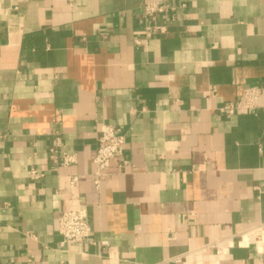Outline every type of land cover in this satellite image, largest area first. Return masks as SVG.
I'll list each match as a JSON object with an SVG mask.
<instances>
[{
  "label": "crops",
  "instance_id": "crops-1",
  "mask_svg": "<svg viewBox=\"0 0 264 264\" xmlns=\"http://www.w3.org/2000/svg\"><path fill=\"white\" fill-rule=\"evenodd\" d=\"M250 87L255 111L219 112ZM104 125L126 144L96 188ZM261 223L264 0H0V264H264L239 238Z\"/></svg>",
  "mask_w": 264,
  "mask_h": 264
},
{
  "label": "built area",
  "instance_id": "built-area-1",
  "mask_svg": "<svg viewBox=\"0 0 264 264\" xmlns=\"http://www.w3.org/2000/svg\"><path fill=\"white\" fill-rule=\"evenodd\" d=\"M174 8L159 3H147L143 6V17L150 20L155 15H164L172 12ZM149 23V22H147ZM160 30V29H159ZM146 36L151 35V28H145ZM138 45V43H136ZM260 100V91L255 87L245 88L235 102L225 104L219 109V112L226 117H231L239 112H252L258 108ZM59 139L56 138V147L59 146ZM97 149L93 157V164L95 167L94 172V185L97 188L105 171L109 167L112 159L122 157L124 146L126 144V137L121 130L110 126L104 125L100 128L99 137L97 138ZM52 158L56 151H50ZM61 166L67 167L73 165L76 161L74 155H62ZM127 165L126 161H122L121 167ZM31 180H39L43 174L37 170H30L29 173ZM76 180L72 179L69 183L71 189ZM188 219L190 217H187ZM90 227L87 222L86 210L83 207L78 209L63 211L58 215L57 219V234L61 238L59 249L63 253L69 255L74 248H81L89 244ZM253 237L257 240L258 244H264V223H261L248 231L239 235V238L244 243H248L249 239ZM103 247H107V243H101ZM260 252V250L258 249Z\"/></svg>",
  "mask_w": 264,
  "mask_h": 264
}]
</instances>
